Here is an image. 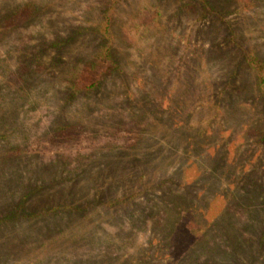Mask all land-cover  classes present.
<instances>
[{
    "label": "rangeland",
    "instance_id": "rangeland-1",
    "mask_svg": "<svg viewBox=\"0 0 264 264\" xmlns=\"http://www.w3.org/2000/svg\"><path fill=\"white\" fill-rule=\"evenodd\" d=\"M0 264H264V0H0Z\"/></svg>",
    "mask_w": 264,
    "mask_h": 264
}]
</instances>
